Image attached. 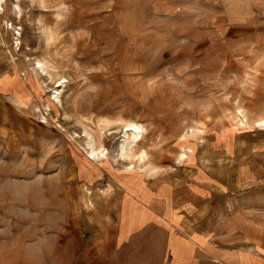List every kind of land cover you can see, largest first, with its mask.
Returning a JSON list of instances; mask_svg holds the SVG:
<instances>
[{
	"label": "rangeland",
	"instance_id": "rangeland-1",
	"mask_svg": "<svg viewBox=\"0 0 264 264\" xmlns=\"http://www.w3.org/2000/svg\"><path fill=\"white\" fill-rule=\"evenodd\" d=\"M16 1L0 0V264L48 234L58 263L59 223L125 189L167 193L210 264H264V0ZM128 123L144 131L124 159Z\"/></svg>",
	"mask_w": 264,
	"mask_h": 264
},
{
	"label": "crops",
	"instance_id": "crops-1",
	"mask_svg": "<svg viewBox=\"0 0 264 264\" xmlns=\"http://www.w3.org/2000/svg\"><path fill=\"white\" fill-rule=\"evenodd\" d=\"M82 191L85 190H79ZM146 191L149 194L140 191L133 196L125 189L119 201H100L99 193L84 197L75 223H59L56 264H183L187 256L188 264H200L201 259L203 264H210L215 255L200 251L205 249L206 235L189 228L186 220H179L180 213L167 193ZM180 222L185 229L172 230ZM43 227L46 233L50 224ZM18 240L15 239V264H53L45 255L52 249L50 234L35 237L27 245ZM168 254H172V263ZM251 260L254 259L245 256L241 264H254Z\"/></svg>",
	"mask_w": 264,
	"mask_h": 264
},
{
	"label": "bare ground",
	"instance_id": "bare-ground-1",
	"mask_svg": "<svg viewBox=\"0 0 264 264\" xmlns=\"http://www.w3.org/2000/svg\"><path fill=\"white\" fill-rule=\"evenodd\" d=\"M14 1V0H13ZM16 3V4H15ZM14 4H13V6H14V9H15V11H17V12H20L21 11V9H20V5L18 4V0L15 2ZM1 9H2V7H1V3H0V12H1ZM14 12V11H13ZM17 14V13H16ZM18 18V17H17ZM9 25V24H8ZM11 26V25H10ZM17 28H19V27H17ZM7 29V28H6ZM20 30H21V28H19ZM16 30V29H15ZM17 32V31H16ZM17 35H20V32H17L16 33ZM20 37V36H19ZM19 42V41H18ZM16 45H17V43H16ZM16 47V46H15ZM18 49V48H17ZM16 49V50H17ZM39 63V62H38ZM37 63V64H38ZM16 88H18V89H20L21 88V85L20 84H18V86L16 87ZM14 90H15V87H14ZM22 100V99H21ZM55 100L59 103L60 102V96H56L55 97ZM143 127L141 126V125H139V124H136V123H128L127 125H126V128H125V136H126V141H125V143H124V145H123V147H122V154H121V156L125 159V157H129V156H133V154H134V151H135V148L138 146V144H139V142L141 141V139H142V133H143ZM93 140V139H92ZM91 141V140H90ZM92 142V141H91ZM90 143V142H89ZM90 145V144H89ZM93 145V144H92ZM90 147V146H89ZM92 147V148H91ZM90 148H91V151L89 152V154H90V156L87 158L88 159V161H90V160H95V159H98V158H100L99 156H100V154L98 153V151H97V149H95L93 146H91ZM89 148V149H90ZM142 154V153H141ZM140 154V155H141ZM145 154V153H144ZM106 157V156H105ZM146 157V156H145ZM121 158V157H120ZM145 159V158H144ZM140 160H142V157H141V159Z\"/></svg>",
	"mask_w": 264,
	"mask_h": 264
}]
</instances>
